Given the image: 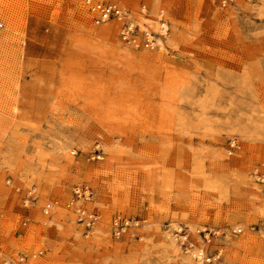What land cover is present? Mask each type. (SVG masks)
<instances>
[{
	"label": "rangeland",
	"instance_id": "rangeland-1",
	"mask_svg": "<svg viewBox=\"0 0 264 264\" xmlns=\"http://www.w3.org/2000/svg\"><path fill=\"white\" fill-rule=\"evenodd\" d=\"M118 2L0 0V264H264V0Z\"/></svg>",
	"mask_w": 264,
	"mask_h": 264
},
{
	"label": "built area",
	"instance_id": "built-area-1",
	"mask_svg": "<svg viewBox=\"0 0 264 264\" xmlns=\"http://www.w3.org/2000/svg\"><path fill=\"white\" fill-rule=\"evenodd\" d=\"M245 3H253L258 0H242ZM223 7L234 6L237 0H219ZM84 6L87 8L88 12L92 15V21L94 24H104L109 21L121 22V40L129 46L143 48H150L154 44L155 40L152 33L143 31L141 38L138 35V29L136 26L132 25L129 13L123 7L119 5L118 0H84ZM2 25L0 24V29ZM231 148L236 147L235 141H230ZM258 179L264 182V170L256 173ZM48 206L45 207L44 212L47 213ZM233 233H240L241 230H232ZM1 251V247H0ZM24 260V257L21 258ZM4 264H9L8 261H4Z\"/></svg>",
	"mask_w": 264,
	"mask_h": 264
}]
</instances>
